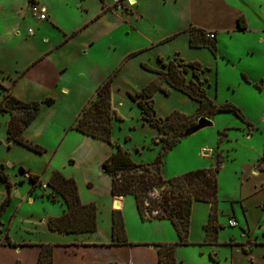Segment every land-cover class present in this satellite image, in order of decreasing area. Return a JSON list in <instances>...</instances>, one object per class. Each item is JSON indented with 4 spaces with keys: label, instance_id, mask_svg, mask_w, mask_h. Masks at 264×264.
<instances>
[{
    "label": "rangeland",
    "instance_id": "374dc122",
    "mask_svg": "<svg viewBox=\"0 0 264 264\" xmlns=\"http://www.w3.org/2000/svg\"><path fill=\"white\" fill-rule=\"evenodd\" d=\"M40 1L46 2V7L53 8L54 19L58 21L62 29L73 27L82 21L86 14L85 8L82 7L92 8L97 4L96 0H86L85 2L82 0ZM119 1L122 3L121 0ZM164 1H166L165 4L159 0H146L142 4L145 14L143 19L126 14L127 20L132 25H123L118 31L116 35L118 39L114 41L116 45L118 44L115 46L117 54L111 59L109 56V60L103 59L100 63L102 70L108 73L104 81L113 76L110 84L113 113L111 120L112 144L100 139L85 137L83 133L71 129L72 123L79 115L74 113L78 96L71 93L63 99L61 105H58L57 110L51 116L52 122H48V126L42 131L40 142L35 143L43 148L44 151L41 153L18 142L14 144L6 127L10 115L0 113V165L3 166L6 175H20L19 177L25 178L30 185L32 183L21 172V169L25 172L30 169L37 173L41 185H36V190L44 196H46L47 189H44L42 184L49 182L52 172L55 170L60 171L67 178L74 179L83 201L95 204L101 234H106L111 225L108 212L112 196L110 178L103 170V163L115 151V143L120 144L128 151L133 162L137 164L153 163L161 155L162 174L166 180L182 176L196 169L214 167V148L221 144L223 162L217 173V199L224 225L218 229L220 230V241H225L227 244L225 245L223 242L216 244L213 241L205 240L207 242L205 244H190L188 250L192 255L196 247L203 248L207 259L204 264H264V228L260 229L254 225L252 238L242 237L241 232L246 230L247 225L238 203H234L235 218L241 225L229 226L225 222L228 215L233 216L229 209L232 205L231 200L238 199L240 193L244 194L252 183H256L255 181H264L263 175L255 177L249 173L252 162L264 149V89H259L262 86L259 83L255 86L252 81V79L264 75V67H257L252 61V56L246 57L245 50H242V44L252 43L253 36L249 32H240V37L236 40L235 37L230 38L228 34H221L219 43L224 47L220 46L219 50L217 48L216 55L207 47L198 49L191 47L189 42L187 44L182 37L173 40L171 35L176 31H182L180 30L181 26L186 25L185 23L190 18L183 11V3L174 4L169 2L171 0ZM41 3L37 2L42 6ZM83 3L86 6L82 5ZM106 3L115 5L114 0H107ZM207 4L209 5V3ZM224 4L228 9V15L232 11L236 12L240 6L243 11L239 17L249 15L248 21L251 28L260 29L261 27L262 29L264 27V22L259 20V18L264 20V1L225 0ZM125 5L131 4L126 3ZM217 5L218 2L212 0L209 6ZM256 13L259 14L256 15ZM211 15L212 11H207L203 20L205 24L209 22ZM45 20L49 21L48 18ZM39 22L30 13L28 0H0L1 63H6L9 59L8 49L16 53L20 51L26 40L30 39L26 33L27 28L36 29L39 27ZM44 26L40 25L41 28ZM192 27L194 26L187 27L188 34ZM15 29L18 31L17 33H15ZM150 38L153 42L149 41ZM223 49L225 51L233 49V52L241 58L228 61L226 57L222 58ZM111 53L112 50L109 55ZM254 57L261 61V57L255 55ZM179 60L184 63L200 64L203 70L201 78L205 79L202 85L206 90V95L216 104L231 102L237 105L244 114L245 120L248 119L251 124L247 125V120L243 121L233 113H216L211 120L212 126L202 128L191 136L183 137L172 148L164 151L163 142L159 140L160 136L171 138L183 134L186 129L196 125L198 119L202 117L198 111V102L183 92L171 88L167 83H162L161 88L155 91L152 96L155 117L164 119L172 113L178 112L186 118L173 116L170 120L162 122V129L159 132L157 128L142 119L140 108L128 94L134 95L152 81L159 80L156 70L164 69L160 66L159 61L168 64L170 61L178 62ZM80 66L88 69L86 70L88 72L93 69L91 65L75 63L68 67V72L61 80V84L77 91L83 85L78 71ZM145 66L153 70H149ZM191 71L192 69L184 74L186 81L197 82L198 80ZM243 76H246L248 80ZM162 89L169 90V93L166 94ZM209 119L211 118L209 117ZM223 131L226 135L222 136L220 141ZM70 160H74V163ZM238 169L243 171L242 174H235ZM28 173L33 174L30 171ZM16 180L15 182L19 185L18 180L20 179ZM240 188H242V192ZM125 197L126 207L122 214H125L128 225L131 227V235L136 237L135 239H164L167 232L149 228L148 222L140 219L133 197L131 195ZM261 198H264V189L258 196L245 201L250 208L248 220L255 219L254 203ZM38 205L37 213H39L30 215L34 207L26 202L23 204L21 213H26L27 217L22 220L18 216L15 219L12 226L13 233L16 230L25 229V227L31 228L32 231L42 228L40 217L48 212L42 207L40 209V204ZM166 222L172 228L170 221ZM250 240L262 241L263 245L260 248H263V252H258L259 247H256L254 255L252 252L253 261L249 259L247 262L251 253L250 251L247 253L243 247L249 248L252 245ZM230 242H233V245H230ZM231 247L235 252L232 258L229 253ZM239 248L242 250L238 251ZM195 260L201 259L197 255Z\"/></svg>",
    "mask_w": 264,
    "mask_h": 264
},
{
    "label": "crops",
    "instance_id": "0c3cea01",
    "mask_svg": "<svg viewBox=\"0 0 264 264\" xmlns=\"http://www.w3.org/2000/svg\"><path fill=\"white\" fill-rule=\"evenodd\" d=\"M36 1L38 3L42 2L41 4L44 5L42 6L46 10L49 21H38L40 23L39 27L36 29L33 28L32 34H28V29L31 27L27 28L26 33L30 39L26 40L19 52L16 53L11 49H8L9 59L6 63L0 62V100L3 99L5 93H11L25 103L43 101L48 98L53 100L50 104H42L37 116L23 130V136L26 139L34 143H39L42 131H44L46 126H48V122H52L51 116L54 111L57 110L58 105L62 104L63 99L66 96H69L71 93H74V95L77 94L78 102L74 113L75 115H78L86 105L87 101L95 95L97 86L104 81L106 76H108L107 71L102 70V64L100 65V63L103 59L109 60V56L111 59L117 54L115 52V46L118 44L116 45L114 41L118 39L116 35L120 28L126 24L132 25L131 22L127 20L126 14H129L130 16L135 15L140 19H143L145 14L142 4L146 0H130L131 5H125L128 3L127 0H121L122 3H119L121 5L120 8H118L116 4H107V0H96L97 4L92 8L82 7L85 8L86 14H84L85 17L82 18V21L79 24L66 29H62L58 21L54 19V10L52 7H46V2L40 0H34L33 3L37 4ZM82 1L85 2L86 0ZM159 1L164 4L166 3L164 0ZM211 1L212 0L169 1L174 4L180 2L183 3V11L187 14V17L190 18L185 23L186 25L181 26L180 30L182 31L172 32L173 34L171 36H173V40H177L182 37L188 44L189 34L187 33V27H200L207 31H214L217 48L219 50L220 46L222 48L224 47V45L219 43L221 34H228L230 38L235 37L234 39L238 40L240 32H249L253 36L252 43L249 42L244 45L242 44V50H245L246 57L252 56V61L257 67L263 68L264 27H262V29L261 27L260 29L251 28L248 21L249 15H246L243 16L241 20V23H243L246 27L244 29L238 28L237 19L241 11H243V8L239 6V9L236 12L232 11V13L228 15V9L224 4L225 0H213L218 2L217 6H209ZM207 3H209V5ZM28 4L31 5L29 0ZM82 5L86 6L85 3ZM207 11H212V15L209 22L205 24L203 20ZM258 14L259 13H256V15ZM257 17L259 18V16ZM259 20L264 22L263 19L259 18ZM40 25L45 26L41 28ZM131 27L134 28L133 26ZM14 31H16L15 33L18 32L16 29ZM149 41H152V38H150ZM111 50L112 53L109 55ZM254 55L261 57V61L257 59V57H254ZM225 57L228 61L241 58L233 52V49L224 50L222 58ZM159 62L162 67L161 61ZM75 63L77 65L85 63L87 65H91L93 68L91 72L86 71L88 69H85L83 66L78 68L79 77L81 78L83 85H81L79 87L80 90L78 89L77 91H73L71 88L61 84V80L68 72V67ZM15 78H17V80L14 82ZM83 78L87 79L85 80ZM245 79H247V77ZM252 81L255 86L257 83L262 86L259 89H264V75L259 78L252 79ZM1 85L5 89L1 88ZM214 115H212L210 120H212ZM246 120V124L250 125L251 123L249 120ZM6 127H8V123ZM83 135L85 137H90L85 134ZM12 141L14 144H17L15 140ZM220 146L221 144L214 148V164L217 161L218 152L221 154L223 152V149H221ZM263 153L264 149L263 151H260L257 159H255L249 167V173L255 177L259 175L264 176V161L260 160ZM70 162L74 163V160H70ZM28 170L38 176L37 173L31 171L30 169ZM242 172L238 169L235 174H242ZM261 172H263V174H260ZM7 176L11 184V189L9 194V203L0 214V264H36L41 250V245L46 243L53 244V264H159L157 247L152 243H175L179 240L177 231L173 226L171 228V226H169L166 222L168 220L146 221L148 222L147 225L149 228L163 231L165 230L167 235L164 239H135L136 237L131 235V227L128 225L125 214H122V211L126 207V204L124 203L126 201V197L112 195L108 212V219H110V221H108L111 222L109 223L111 225L106 234H101L98 219L97 228L92 232L62 233L51 231L48 227L49 220L53 217L62 215L66 210V205L63 199L58 195L56 196V200H51L48 196L51 192L50 187L47 188L46 196H44L37 192L36 185H30L25 178H20V175L8 174ZM16 179H20L18 180L20 182L19 185L15 182L17 181ZM29 182L31 181L29 180ZM255 182L256 183H252L248 189L246 188L247 190L244 194L241 195L240 193L238 199L231 200L232 205L229 209L230 214H233V216L228 215L225 221L226 224L229 225L228 220L230 218H234L238 225H241L235 218L236 207L234 206V203H238L240 212L242 213L247 225L246 230L244 229L241 232L242 237L248 236L252 238L254 225L260 229L264 228V198L257 199L254 203L255 206L253 210L256 212L255 219L248 220L247 218L250 208L245 201L251 197L258 196V194L264 189L263 180ZM240 191L242 192V188H240ZM7 194L5 183L0 179V205L4 201ZM79 197L83 204L88 202L83 201L80 193ZM117 199H119V206H116ZM25 202L34 207L31 210L32 212H30V215L39 213H37V209L39 207L38 204H40V209L41 207L43 209H47L48 213L45 215L42 214L40 217L41 229L32 231L31 228L25 227V229L19 231L16 230L13 233L12 226L15 219L18 216L22 220L27 217L26 213H21L22 206ZM115 209L120 210L123 217L127 238L126 244L113 243L112 212ZM209 214L210 203L193 201L187 236L190 244L201 245L207 243L205 242V225L209 219ZM216 222L219 227L224 225L220 210H218ZM137 225L139 226L140 224ZM216 235L217 238L214 243L221 244L223 242L225 245L227 244L225 241H220L219 229H217ZM6 237L11 242L19 245L12 247L4 243L3 240ZM230 241H232V239H230ZM261 242L262 241L257 242L250 240V244L252 245L247 249L245 246L243 247L247 253L249 251L251 253V257L248 259L246 258L247 262L249 259L253 261L254 256H252V252L254 255L256 247H259L258 252H263V248H260L263 245ZM190 244L175 245L174 255L177 260V264H204L207 259L205 257V251L202 250L203 248L200 249L199 247H196V249L193 250L194 252L192 255H190V251L188 250ZM230 245H233V242H230ZM239 250L242 249L239 248L238 251ZM258 252L256 253L258 254ZM229 253L232 258L235 253L233 252L232 247L229 249ZM197 255L201 260H195Z\"/></svg>",
    "mask_w": 264,
    "mask_h": 264
},
{
    "label": "trees",
    "instance_id": "16d2710c",
    "mask_svg": "<svg viewBox=\"0 0 264 264\" xmlns=\"http://www.w3.org/2000/svg\"><path fill=\"white\" fill-rule=\"evenodd\" d=\"M29 2L32 4L34 0H29ZM242 18L241 16L237 19V26L244 29L246 26L241 23ZM207 32L204 29L190 28L189 44L195 48L207 47L216 55V39H208L205 36ZM161 64L164 69L156 70L159 80L152 81L134 95L128 94L140 108L142 119L157 128L159 132L162 129V122L170 120L173 116L186 118V116L178 112L172 113L164 119L155 117L152 96L155 91L161 88L162 83H167L171 88L183 92L189 98L198 102L200 116L211 118L216 113L230 112L241 120L246 121L244 114L237 105L231 102L216 104L206 95V90L202 85L205 79L201 78L203 70L200 64L192 62L184 63L182 60L178 62L170 61L168 64L161 61ZM145 68L153 70L146 66ZM190 69H192L193 76L198 80L197 82L193 80L186 81L184 74L188 73ZM17 78L14 79V82ZM112 79L113 76H110L98 85L95 95L88 100L71 125V129L111 144V120L113 113L111 110L110 84ZM1 88L5 89L2 85ZM162 91L166 94L169 93L167 89H162ZM148 100L149 102H147ZM52 102L53 100L48 98L43 101L25 103L11 93H5L3 99L0 100V113H8L10 115L7 127L9 137L38 153L43 152L42 147L23 136V130L37 116L42 104H50ZM225 135L224 131L221 132L220 141L222 140V136ZM180 139H182V134L171 138L163 136L159 138L163 142L164 151L172 148ZM114 145L115 151L103 163V170L110 178L111 195H131L142 221L168 220L178 233L179 240L175 243H153L157 247L159 264H177L174 255L175 245L190 244L187 236L193 201L210 203L209 219L205 225V240L216 241V233L219 228L216 222L219 210L217 173L223 162L220 152H218L214 167L196 169L182 176L166 180L161 174V155L153 163L137 164L133 162L129 152L120 144L115 143ZM260 160L264 161V153ZM3 170V166L0 165V179L5 183L8 194L0 205V214L9 203L11 189L8 176ZM21 171L25 172L23 169ZM38 178L37 175L30 174L29 180L33 186L37 185L36 181ZM47 185L51 188V192L48 195L49 198L56 200V196L59 195L66 205V210L62 215L49 220L48 227L51 231L73 233L96 230V206L93 203L83 204L80 201L78 187L74 179L67 178L60 171L55 170ZM155 187H161L162 189L157 193L154 190ZM112 237L115 244L127 243L123 217L120 210L116 209L112 212ZM3 242L12 247L19 245L11 242L7 237ZM52 249L53 244H42L36 264H53Z\"/></svg>",
    "mask_w": 264,
    "mask_h": 264
},
{
    "label": "built area",
    "instance_id": "2783aa9c",
    "mask_svg": "<svg viewBox=\"0 0 264 264\" xmlns=\"http://www.w3.org/2000/svg\"><path fill=\"white\" fill-rule=\"evenodd\" d=\"M127 1H128V3H130L129 0H127ZM114 2H115V4L117 5V7L120 5V4H119V3H120L119 0H114ZM120 6H121V5H120ZM30 13H31L32 16L35 17L38 21H43V20L47 19V15H46V10H45V8H44L43 6H40V5L36 4V3H32V4L30 5ZM32 32H33L32 29H28V34H32ZM205 36H206L208 39H214V38H215V33H214V31H208V32L205 34ZM24 175H25L26 178L29 179L30 174H29L28 172H24ZM36 184H37V185H41V182H40L39 179L36 181ZM42 187H43L44 189H47V188H48V185H47V184H42ZM228 224H229L230 226H236V225H238L237 221H236L234 218H230V219L228 220Z\"/></svg>",
    "mask_w": 264,
    "mask_h": 264
},
{
    "label": "water",
    "instance_id": "95a60500",
    "mask_svg": "<svg viewBox=\"0 0 264 264\" xmlns=\"http://www.w3.org/2000/svg\"><path fill=\"white\" fill-rule=\"evenodd\" d=\"M209 126H212L211 120L207 117L202 116L198 119L196 125L188 128L184 131V133L182 134V138L191 136L192 134L196 133L197 131L201 130L202 128L209 127ZM161 189H162L161 187H155L154 190L157 193H159L161 191ZM116 206H119V199L116 200Z\"/></svg>",
    "mask_w": 264,
    "mask_h": 264
},
{
    "label": "bare ground",
    "instance_id": "6f19581e",
    "mask_svg": "<svg viewBox=\"0 0 264 264\" xmlns=\"http://www.w3.org/2000/svg\"><path fill=\"white\" fill-rule=\"evenodd\" d=\"M130 1V0H129ZM131 4V3H130Z\"/></svg>",
    "mask_w": 264,
    "mask_h": 264
}]
</instances>
